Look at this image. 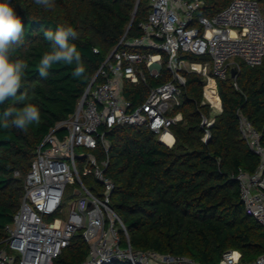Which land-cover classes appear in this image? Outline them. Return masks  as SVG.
Instances as JSON below:
<instances>
[{"label": "trees", "instance_id": "trees-1", "mask_svg": "<svg viewBox=\"0 0 264 264\" xmlns=\"http://www.w3.org/2000/svg\"><path fill=\"white\" fill-rule=\"evenodd\" d=\"M231 1L205 0L197 15L212 17ZM257 1L264 10V0ZM10 3L22 19L25 40L12 59L22 60L28 67L17 98L0 105V121L7 108L33 103L39 108L40 123L27 131L0 128V250L7 248L6 227L13 223L24 197L25 176L37 147L52 128L75 112L124 33H143L140 22L151 9L150 0H54L51 10L34 0ZM68 26L78 34L70 43L81 54L84 76H73L75 64L58 63L49 69L46 79L41 78L37 66L50 50L44 31ZM185 75L180 104L169 112L182 113V119L171 126L175 136L172 147L162 143L149 127L126 124L107 132L108 152L98 147L92 153L101 161L108 158L106 175L114 183L111 205L122 218L135 249L186 256L208 264H220L227 251L237 250L242 262H252L264 254V230L246 212L236 174L240 169L253 173L260 164L259 155L242 135L240 120L246 117L264 144V58L259 65L240 60L236 77L218 79L222 111L214 115L209 127L203 123L204 116H213L210 104L204 103V77L196 72ZM170 78L166 68L159 77L148 73L146 82L126 84L125 96L136 107L145 100L149 87ZM101 81L99 76L97 83ZM25 92L30 99L21 103L18 97ZM207 128L210 137L204 140ZM90 171L81 174L83 181L100 193L102 185ZM126 244L122 231V245ZM89 250L90 244L78 233L54 264H80Z\"/></svg>", "mask_w": 264, "mask_h": 264}, {"label": "built area", "instance_id": "built-area-1", "mask_svg": "<svg viewBox=\"0 0 264 264\" xmlns=\"http://www.w3.org/2000/svg\"><path fill=\"white\" fill-rule=\"evenodd\" d=\"M205 0H150L148 17L140 22L142 34L129 36L128 30L99 67L78 106L69 118L59 122L36 149L24 181V197L6 227L7 248L0 250V264H54V260L81 231L90 244L88 257L80 264H208L186 256L138 250L127 228L111 205L114 183L106 175L108 158L99 160L92 150L108 152L107 132L118 125L147 126L172 147L171 126L182 113L170 115L180 104L185 72L204 77V103L213 116H204L209 127L220 112L218 79L240 70V60L259 65L264 58V10L257 0H232L212 17L197 15ZM95 52H99L95 48ZM193 56L200 60L192 59ZM166 68L171 78L149 87L143 102L134 107L125 96L126 84L146 82L148 73L159 77ZM103 81L97 83L98 77ZM237 76V75H236ZM219 110H217L216 102ZM243 137L260 157L253 173L240 169L236 174L246 212L264 230V144L260 133L241 116ZM173 140L169 142L166 135ZM210 137L207 128L204 140ZM82 148L89 152L77 153ZM89 158L100 193L83 181L77 158ZM71 187L77 198L65 214L63 205ZM122 231L126 245H122ZM237 250L227 251L220 264H264V254L252 262H242Z\"/></svg>", "mask_w": 264, "mask_h": 264}, {"label": "clouds", "instance_id": "clouds-1", "mask_svg": "<svg viewBox=\"0 0 264 264\" xmlns=\"http://www.w3.org/2000/svg\"><path fill=\"white\" fill-rule=\"evenodd\" d=\"M36 5L45 10L55 7L54 0H34ZM44 38L49 42L50 50L40 58L37 66L39 76L47 78L49 69L54 64H75L73 76L81 78L85 74L80 52L70 40L78 38L77 32L71 27H57L55 31L45 30ZM25 44L24 24L16 13L10 0H0V105L9 99L17 98L21 88L22 77L28 65L19 59L13 60V53ZM28 94L19 95V102L29 100ZM0 128L9 129L15 127L21 131H27L29 126L40 123L39 108L33 103H24L23 107H9L2 114Z\"/></svg>", "mask_w": 264, "mask_h": 264}, {"label": "rangeland", "instance_id": "rangeland-1", "mask_svg": "<svg viewBox=\"0 0 264 264\" xmlns=\"http://www.w3.org/2000/svg\"><path fill=\"white\" fill-rule=\"evenodd\" d=\"M89 152L85 149H82V148H78L77 149V153L81 154L82 152ZM77 162H78V165L80 167V172L81 174H83L84 172H86V170H91V174L94 176V172H93V169H89V158H81V157H78L77 158ZM95 177V176H94ZM90 189H93L91 188V186H89ZM77 198V196L72 192L71 190V187L69 188L67 194H66V197H65V202H64V205H63V210L65 212V214H67L70 210V205L71 203ZM79 233H81V231H79ZM16 264H19L18 262H16Z\"/></svg>", "mask_w": 264, "mask_h": 264}, {"label": "water", "instance_id": "water-1", "mask_svg": "<svg viewBox=\"0 0 264 264\" xmlns=\"http://www.w3.org/2000/svg\"><path fill=\"white\" fill-rule=\"evenodd\" d=\"M135 15H136V11H135V13H134V17H135ZM236 75H237V70H236L235 68H232V69H231V76H232V77H236Z\"/></svg>", "mask_w": 264, "mask_h": 264}, {"label": "bare ground", "instance_id": "bare-ground-1", "mask_svg": "<svg viewBox=\"0 0 264 264\" xmlns=\"http://www.w3.org/2000/svg\"><path fill=\"white\" fill-rule=\"evenodd\" d=\"M215 102H216V106H217L216 109L219 110L220 107L218 105V102L217 101H215ZM166 137L168 138L169 142H172L173 138L169 134H167Z\"/></svg>", "mask_w": 264, "mask_h": 264}, {"label": "crops", "instance_id": "crops-1", "mask_svg": "<svg viewBox=\"0 0 264 264\" xmlns=\"http://www.w3.org/2000/svg\"><path fill=\"white\" fill-rule=\"evenodd\" d=\"M222 111V106H221V109H220V112ZM220 112H218V113H220ZM217 114V113H216Z\"/></svg>", "mask_w": 264, "mask_h": 264}]
</instances>
